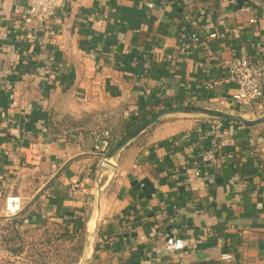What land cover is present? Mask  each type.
<instances>
[{
  "label": "crops",
  "instance_id": "1",
  "mask_svg": "<svg viewBox=\"0 0 264 264\" xmlns=\"http://www.w3.org/2000/svg\"><path fill=\"white\" fill-rule=\"evenodd\" d=\"M149 1L62 0L41 23L23 0H0L3 195L20 198L26 229L86 220L92 231L97 214L80 264H264V123L216 129L213 118L172 114L127 143L115 166L94 147L93 130L124 135L170 106L253 115L231 100L223 62L247 54L264 65V0ZM192 30L239 37L182 52ZM207 150L223 158L202 161ZM10 220L0 215V234ZM167 236L187 246L169 252Z\"/></svg>",
  "mask_w": 264,
  "mask_h": 264
},
{
  "label": "built area",
  "instance_id": "2",
  "mask_svg": "<svg viewBox=\"0 0 264 264\" xmlns=\"http://www.w3.org/2000/svg\"><path fill=\"white\" fill-rule=\"evenodd\" d=\"M62 0H23L24 12L27 18L37 20L41 23H47L55 15L56 9L61 5ZM148 7L153 6V1L147 2ZM250 22L253 20L250 19ZM234 37H239L238 30H223V31H211L205 34L192 30L183 35L181 51L187 52L193 44H199L208 40L223 39L230 33ZM225 69V81L232 84V91L230 98L237 104H245L247 106H257L258 108L264 107V65L258 64L253 60L250 55L247 54H233L230 58L223 62ZM214 82L207 83L206 87L211 89L214 86ZM128 114L124 112V116ZM215 119L214 126L217 129L220 124L219 119ZM214 128V129H215ZM46 130V128H44ZM96 143L95 149L102 152L101 162L103 156L109 150L112 144H110V133L108 130H93ZM213 151H205L201 155V160L210 164L216 163L219 159ZM103 164V163H102ZM195 175L199 174L196 170ZM0 197H3V203L0 206V215L7 219H13L19 216L21 212V201L18 196L3 195L0 183ZM26 222V220H23ZM142 240L144 236L140 237ZM187 246L185 239L177 238L174 236H167L164 243V249L169 252L184 250ZM222 260H231L232 255L229 253L221 254Z\"/></svg>",
  "mask_w": 264,
  "mask_h": 264
},
{
  "label": "rangeland",
  "instance_id": "3",
  "mask_svg": "<svg viewBox=\"0 0 264 264\" xmlns=\"http://www.w3.org/2000/svg\"><path fill=\"white\" fill-rule=\"evenodd\" d=\"M253 107V115H248L246 112L247 114L244 113L241 116L255 118L264 113L262 112L263 106L258 108L254 105ZM176 115L182 116L181 114ZM54 222L63 227V223ZM2 223L5 240L0 238V264H80L93 235L90 234L86 241L87 231L85 234L80 233L77 226H69L67 230L70 231L66 236L62 235V228L54 226L53 223L26 230L18 229L9 221H2ZM8 248L14 249L17 255L11 254Z\"/></svg>",
  "mask_w": 264,
  "mask_h": 264
},
{
  "label": "water",
  "instance_id": "4",
  "mask_svg": "<svg viewBox=\"0 0 264 264\" xmlns=\"http://www.w3.org/2000/svg\"><path fill=\"white\" fill-rule=\"evenodd\" d=\"M172 114H181V115H196V116H205L210 118L228 120L232 122H236L245 127H253L264 123V113L255 118H245L241 115L234 114L228 111L209 108L200 105H176L170 106L166 108H162L156 110L149 118L137 124L131 130L126 132L119 140L115 141L107 153L103 156V164H108L110 166H115L116 158L119 153L125 147L127 143H129L133 138H135L139 133L148 128L150 125L155 123L157 119L162 116L172 115ZM98 212V206L97 211ZM97 217V214H96ZM94 219V227L92 231L87 230V240L89 239V235L94 233L96 218Z\"/></svg>",
  "mask_w": 264,
  "mask_h": 264
},
{
  "label": "trees",
  "instance_id": "5",
  "mask_svg": "<svg viewBox=\"0 0 264 264\" xmlns=\"http://www.w3.org/2000/svg\"><path fill=\"white\" fill-rule=\"evenodd\" d=\"M66 119H67L68 124L70 123V124H72L71 126L76 127V125H73V124H75L73 120L68 119V118H66ZM144 120H145V119H143L142 121H144ZM219 120H222V119H219ZM142 121H141V122H142ZM224 121H226V122H228V123H230V124L233 123L232 121H228V120H224ZM121 127H122V124H121ZM106 130H108L109 133H110V138H109V140H110V144H113L115 141H117V140L122 136V134L118 133V132H117V129H115V128H110V127H109V129L106 128ZM76 214H77V213H76ZM85 219H87V218L85 217ZM85 221H86V220L80 221V222L78 223V225H77V228L81 231L80 233H84V234H85V232H86ZM9 223L15 225V227H17L18 229L26 230V227H24V225H22V222H21L19 219H17V218H13L12 220L9 221ZM47 223H48V224L53 223L54 226H55V225H56V226H60V225H57V222H54V221H50V222H49V221H47V220L42 221V222L40 223L39 226L45 225V224H47ZM59 223H63V227L60 226V228H62V230H63V234H62V235L65 234V235L67 236V235H68L67 233L70 231V230H67V229H69L70 222L59 221ZM76 230H77V229H76ZM0 238H2V240H3V238H4V240H5V237H4V227H3V225H2V227H1ZM2 242H4V241H2ZM6 242H7V241H6ZM7 250H8L11 254H13V255H17V252H16L14 249L8 248Z\"/></svg>",
  "mask_w": 264,
  "mask_h": 264
}]
</instances>
